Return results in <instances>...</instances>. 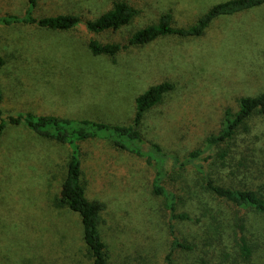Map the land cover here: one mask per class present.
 I'll list each match as a JSON object with an SVG mask.
<instances>
[{
    "label": "rangeland",
    "instance_id": "rangeland-1",
    "mask_svg": "<svg viewBox=\"0 0 264 264\" xmlns=\"http://www.w3.org/2000/svg\"><path fill=\"white\" fill-rule=\"evenodd\" d=\"M114 1L39 0L35 14L73 13L89 20L111 9ZM124 1L138 11L133 21L101 33L90 32L85 24L70 30L0 25V56L5 59L0 66L1 109L4 116L33 112L130 125L136 97L153 84L173 81L175 89L146 113L140 130L146 140L183 158L221 129L225 110L235 113L241 96L264 91V4L216 18L201 37L164 36L128 46L115 58L92 54L91 38L127 45L134 31L157 23L164 12H172L175 26H189L225 0ZM27 7L28 0H0V14L23 15ZM249 122V130L239 131L225 159L213 149L204 163L219 183L264 192V115L255 114ZM71 151L67 144L22 125L9 124L4 130L0 264H94L80 214L54 205ZM80 151L87 196L106 205L101 228L109 264H166L171 223L175 234L194 247L175 250L173 264H239V215L248 222L246 233L261 241L248 264H264V218L254 211L239 212L231 204L206 198L225 226L219 228L222 236L212 237L206 229L210 216L197 220L201 214L191 201L179 199V210L194 220H171L164 198L153 192L155 170L145 158L105 139L86 141ZM184 173L168 187L187 196V185L200 183L201 176L193 166ZM206 235L210 244L202 240Z\"/></svg>",
    "mask_w": 264,
    "mask_h": 264
},
{
    "label": "trees",
    "instance_id": "trees-1",
    "mask_svg": "<svg viewBox=\"0 0 264 264\" xmlns=\"http://www.w3.org/2000/svg\"><path fill=\"white\" fill-rule=\"evenodd\" d=\"M39 0H28V7L23 15L0 14V25L8 26L17 23L32 24L42 29L70 30L79 24H85L90 32L101 33L110 29H119L130 24L137 15V9L124 0H116L113 7L95 19L84 20L78 14L63 13L57 15L37 16L35 14ZM264 0H225L213 5L201 15L194 24L189 26H175L171 11L160 15L157 23L144 26L134 31L128 44L102 43L96 38H91L88 47L94 55H106L115 58L128 46H143L164 36H178L194 38L203 36L213 20L221 16L234 15L249 9L261 6ZM1 47V46H0ZM5 64V59L0 56V66ZM173 81L165 80L153 84L145 92L136 97V114L130 125H112L96 122L89 119L69 118L51 114H35L33 112H18L14 115L4 116L1 109L3 90L0 84V141L1 136L9 124L22 125L40 137L56 140L67 144L71 154L67 163V173L62 184L60 196L54 200L58 208H67L80 214L83 225V237L94 264H109L110 253L107 242L102 232V216L105 203L98 199H89L87 196V183L82 169L80 147L86 141L105 139L115 147L146 159L155 170L153 192L162 196L165 205L170 211L171 220H194L189 212L179 210V199L193 202L194 209L200 212L197 220L210 216L206 229L213 236H222V218L215 216L206 202V198L226 202L242 210L254 211L264 218V192L250 186H232L219 183L212 176L204 162L212 158L210 150L217 149V155L225 159L231 150L229 145L242 129L249 130L250 119L255 114L264 115V91L254 96H241L239 109L234 113L227 108L224 113L222 127L218 132L208 135L204 147L192 150L181 158L176 153H170L156 142L145 139L140 130L146 113L162 102L163 98L175 89ZM206 154V155H205ZM193 166L200 174V183L187 185L186 195L170 189L179 178L185 177L184 170ZM180 195V196H179ZM181 197V198H180ZM195 203V204H194ZM221 214L223 212H220ZM247 220L239 215V264H248L252 261L255 250L261 246V241L255 236H249L246 231ZM222 228L220 232L219 228ZM172 235L171 250L165 257L166 264H173V252L181 249L193 250V245L182 240L175 234V226L171 223ZM250 232V231H249ZM255 235V232H251ZM210 235L202 240L210 244ZM205 243V245H207ZM262 243H264L262 241Z\"/></svg>",
    "mask_w": 264,
    "mask_h": 264
}]
</instances>
